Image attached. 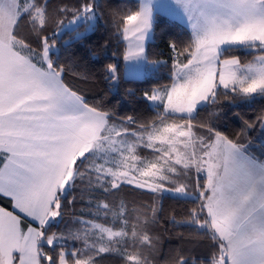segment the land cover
I'll list each match as a JSON object with an SVG mask.
<instances>
[{
    "label": "snow or ice",
    "instance_id": "obj_1",
    "mask_svg": "<svg viewBox=\"0 0 264 264\" xmlns=\"http://www.w3.org/2000/svg\"><path fill=\"white\" fill-rule=\"evenodd\" d=\"M165 8L191 35L186 45L168 43L170 83L143 93L154 120L117 121L64 82L55 31L64 17L85 22L75 35L81 40L107 15L126 42L124 76L136 79L166 63L147 48ZM100 9L82 0L53 14L48 0H0V196L13 208L0 207V264H101L113 253L121 264H150L158 210L130 207L119 199L125 187L193 205L183 224L212 243L202 257L178 251L169 264H264V149L257 156L240 139L264 130V112L234 138L200 119L221 100H264V0H139ZM105 71L121 79L117 63ZM82 188L92 193L88 216L65 224L69 197Z\"/></svg>",
    "mask_w": 264,
    "mask_h": 264
},
{
    "label": "trees",
    "instance_id": "obj_2",
    "mask_svg": "<svg viewBox=\"0 0 264 264\" xmlns=\"http://www.w3.org/2000/svg\"><path fill=\"white\" fill-rule=\"evenodd\" d=\"M50 11L53 14L59 8L68 7L74 9L82 0H48ZM101 5V12L108 11V5L121 7L127 5L133 7L139 0H97ZM65 24L72 20V16L64 17ZM157 26L154 35L147 44L150 58L165 61L158 69H148V73L142 78L130 79L124 76L125 65L122 59L126 42L117 41L114 29L108 23L107 15L102 16L92 30L88 31L85 38L76 40V32H82L85 22L72 27H65L59 36V31L64 27L56 28V47L58 50L57 62L66 67L64 82L92 105L102 107L113 114L119 121L121 118L132 116L138 122H151L156 113L152 105L143 98L145 91L162 88L170 83L172 53L168 47L169 42L178 45H186L189 41L190 28L173 16L159 10L156 12ZM31 25L25 24L22 33L27 35ZM52 29L48 35L51 36ZM35 47V45H33ZM241 55V53H233ZM242 59L251 57L241 56ZM110 63H117L121 73L118 82L110 81L105 68ZM118 83V84H117ZM117 84V85H116ZM116 85V86H115ZM264 112V100L257 99L254 102H240L231 104L221 100L219 106L208 107L201 112L200 119L215 122L218 129L230 138H234L244 128L245 121H255ZM240 139L251 145L252 151L259 156L264 149V130L260 127L248 132ZM98 195V193H95ZM92 193L82 188L72 193L69 203L64 208L65 224L71 225L76 217L83 214L88 216L87 207ZM72 197H75L73 200ZM119 199L130 207L137 208L140 205H152L157 208L156 223L150 227L149 234L157 241L156 249L146 253L150 264H169L173 255L178 251L193 258L202 257L212 242L209 238L194 234L187 228L183 221L186 219V209L193 207L182 201L172 198L171 194L153 195L142 190L125 187L119 193ZM0 205L13 210L10 198L0 196ZM65 224L59 226L64 230ZM53 230H56L55 228ZM101 264H121L118 254L107 255Z\"/></svg>",
    "mask_w": 264,
    "mask_h": 264
},
{
    "label": "rangeland",
    "instance_id": "obj_3",
    "mask_svg": "<svg viewBox=\"0 0 264 264\" xmlns=\"http://www.w3.org/2000/svg\"><path fill=\"white\" fill-rule=\"evenodd\" d=\"M180 21H182L181 19H179ZM72 21V20H71ZM82 22H84L83 20H80V21H73V22H67L66 23V25L59 31V36H60V34H61V32L63 31V29L65 28V27H72V26H75V25H77V24H80V23H82ZM183 23H185L184 21H182ZM96 23V22H95ZM186 24V23H185ZM92 30V29H91ZM84 31V28L82 29V32ZM149 42V41H148ZM148 42H147V44H148ZM56 49H57V47H56ZM126 70V69H125ZM124 70V71H125ZM149 71H148V69H144L143 70V74L139 77V78H142V77H144L145 76V74H147Z\"/></svg>",
    "mask_w": 264,
    "mask_h": 264
},
{
    "label": "crops",
    "instance_id": "obj_4",
    "mask_svg": "<svg viewBox=\"0 0 264 264\" xmlns=\"http://www.w3.org/2000/svg\"><path fill=\"white\" fill-rule=\"evenodd\" d=\"M154 2L156 3V4H159V5H175V0H154ZM161 11H163V12H165V13H167L168 14V10L165 8V9H163V10H161ZM182 20V19H181ZM183 21V20H182ZM0 207H2V208H5V207H3V206H1L0 205ZM6 210H8V211H12V210H9V209H7V208H5Z\"/></svg>",
    "mask_w": 264,
    "mask_h": 264
}]
</instances>
